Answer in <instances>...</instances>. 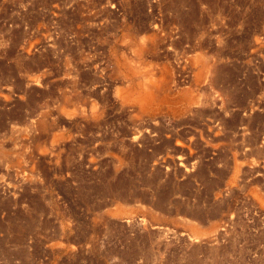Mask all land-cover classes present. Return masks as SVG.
I'll return each instance as SVG.
<instances>
[{
  "label": "rangeland",
  "instance_id": "374dc122",
  "mask_svg": "<svg viewBox=\"0 0 264 264\" xmlns=\"http://www.w3.org/2000/svg\"><path fill=\"white\" fill-rule=\"evenodd\" d=\"M0 264H264V0H0Z\"/></svg>",
  "mask_w": 264,
  "mask_h": 264
}]
</instances>
